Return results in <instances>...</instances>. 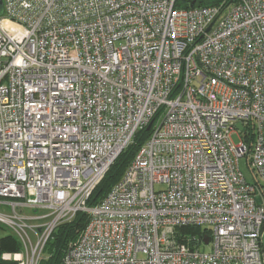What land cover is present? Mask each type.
Wrapping results in <instances>:
<instances>
[{"label":"built area","instance_id":"built-area-1","mask_svg":"<svg viewBox=\"0 0 264 264\" xmlns=\"http://www.w3.org/2000/svg\"><path fill=\"white\" fill-rule=\"evenodd\" d=\"M0 1V224L23 245L4 258L39 264L85 212L61 264H264V0Z\"/></svg>","mask_w":264,"mask_h":264},{"label":"trees","instance_id":"trees-1","mask_svg":"<svg viewBox=\"0 0 264 264\" xmlns=\"http://www.w3.org/2000/svg\"><path fill=\"white\" fill-rule=\"evenodd\" d=\"M226 0H176V6L180 8H190L201 5H217ZM230 2L231 0H227ZM152 130L147 128L139 131L134 142L124 150L112 164L104 179L94 190L88 204L90 206L100 203L110 192L115 184L123 177L128 166L135 155L146 142ZM245 141L249 148H252L255 140V133L252 127L244 134ZM89 222V214L79 212L71 221L60 224L46 243L39 264H61L65 251L71 241L77 239ZM0 228H7L0 224ZM198 232V231H195ZM23 251L21 241L13 233H8L0 237V264H18V261L11 258H4L6 254H19Z\"/></svg>","mask_w":264,"mask_h":264},{"label":"rangeland","instance_id":"rangeland-1","mask_svg":"<svg viewBox=\"0 0 264 264\" xmlns=\"http://www.w3.org/2000/svg\"><path fill=\"white\" fill-rule=\"evenodd\" d=\"M241 133H233L232 134V141L235 143V144H238L240 141H241ZM240 168H241V171L242 173L244 174L246 180L249 182V183H254V176H253V173L250 169V160H249V157L248 156H245L243 158L240 159ZM159 188V187H157ZM26 213H31L30 211L28 210H25ZM8 233H11V231L8 229V228H0V237L3 236V235H6ZM35 240V239H33ZM200 249L202 251H206V252H209L212 250V243L210 244H202L200 246ZM263 250H264V236H263Z\"/></svg>","mask_w":264,"mask_h":264},{"label":"water","instance_id":"water-1","mask_svg":"<svg viewBox=\"0 0 264 264\" xmlns=\"http://www.w3.org/2000/svg\"><path fill=\"white\" fill-rule=\"evenodd\" d=\"M232 2H234V0H232ZM2 13H3V8H2V2L0 1V14H2ZM149 128H150V126H149ZM238 128L240 130H242V128H243L242 124H238ZM208 242H209V240H206L205 244H208Z\"/></svg>","mask_w":264,"mask_h":264}]
</instances>
